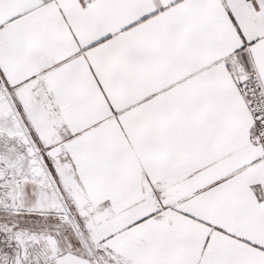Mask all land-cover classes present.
I'll list each match as a JSON object with an SVG mask.
<instances>
[{
  "label": "snow or ice",
  "instance_id": "snow-or-ice-1",
  "mask_svg": "<svg viewBox=\"0 0 264 264\" xmlns=\"http://www.w3.org/2000/svg\"><path fill=\"white\" fill-rule=\"evenodd\" d=\"M0 264H264V0H0Z\"/></svg>",
  "mask_w": 264,
  "mask_h": 264
}]
</instances>
